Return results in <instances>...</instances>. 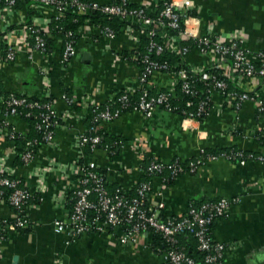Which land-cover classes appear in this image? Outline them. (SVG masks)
I'll use <instances>...</instances> for the list:
<instances>
[{"label":"crops","instance_id":"0c3cea01","mask_svg":"<svg viewBox=\"0 0 264 264\" xmlns=\"http://www.w3.org/2000/svg\"><path fill=\"white\" fill-rule=\"evenodd\" d=\"M111 4L116 0H90ZM164 0H129L135 8L156 14ZM189 13L201 36H226L239 31L249 55L264 53V0H190ZM1 8V6H0ZM54 18L50 10L35 11L24 1L11 12L0 9V162L2 171L21 180L29 191H41L42 202L25 211L32 223L30 233L9 232L0 242V264H163L161 255L149 247L150 237L139 234L135 242L120 243L122 228L112 233L82 235L72 238L56 234L53 222L64 220L69 213L68 199L77 187L79 160L91 161L105 171L106 183L130 192L145 178L140 166L150 160L169 164L186 163L199 158L204 150L236 148L264 155V115L256 111L254 101L235 109L219 93L212 92L210 108L202 121L155 110L150 118L140 113H124L118 119L103 123L99 129L109 138L121 141L118 153L110 158L97 148L86 154L76 138L87 129L86 110L82 106L102 105L121 91L137 92L139 66L124 57L133 55L146 41L147 29L134 21L124 22L114 39L100 36L101 23L84 24L75 32L76 53L61 63L63 38L51 33ZM34 26L52 39L41 54L31 47L26 33ZM170 32L160 31L159 41L166 53L177 55L180 41ZM17 49L13 62L2 59L7 46ZM191 69L206 71L211 67L227 69L226 62L215 55H201L194 46L183 56ZM177 77L172 73H155L148 82L152 92L175 96ZM235 88L264 101V80L235 78ZM64 91L76 100L77 111L62 99ZM14 94L52 98V109L61 123L55 129L51 144L41 143L28 165L13 167L15 145L9 140V129L16 134L29 132L20 116H5L2 99ZM85 103V104H84ZM70 113V115H69ZM7 128L1 131L2 123ZM1 165V164H0ZM152 191L148 207L165 219L181 218L192 200L238 198L228 215L213 225L212 237L226 246L224 264H264V164L232 163L224 159L209 161L194 175L184 174L172 185L164 186L159 176L151 177ZM158 206H161L158 208ZM14 218L5 202L0 203V220Z\"/></svg>","mask_w":264,"mask_h":264},{"label":"built area","instance_id":"2783aa9c","mask_svg":"<svg viewBox=\"0 0 264 264\" xmlns=\"http://www.w3.org/2000/svg\"><path fill=\"white\" fill-rule=\"evenodd\" d=\"M24 1L30 5L35 11L50 10L53 13L54 20L59 19L66 12H72L77 14H87L90 11L99 12L107 19L119 18L123 22L134 21L138 25L147 29L146 38L148 40V51L153 52L156 55H160L165 51L164 45L159 41L160 31L170 32L169 34L179 40L180 42L192 43V46L196 47L201 55H215L223 59L227 64V69H220L216 66L209 68L208 70H218L221 72V76L211 75L204 76L205 71L191 69L189 66L186 68L172 73L177 77V83H181V90L185 94L195 96L196 92L191 87L190 78L201 76V79L206 81L208 92L219 93L226 101L230 102L235 109H239L240 106L246 101H254L256 103V111L260 115H264V101L256 100L255 96L245 91L237 89L238 93L226 92V80L234 82L235 78H249V79H261L264 80V53H258L254 56L244 48V36L241 32L236 31L226 36L213 37L211 33L205 36H201L198 32L197 25L189 13V9L193 7L190 0H164L162 3V9L158 15L153 18L147 15L143 8H130L128 7L129 0H120L119 4H101L98 2H85L82 0H0L1 10L6 12L13 11L17 4ZM28 37L32 41L31 47L34 51L41 54L46 51V40L40 31L34 26H28L26 29ZM63 37V51L61 55V63L66 65L76 53V43L72 37L75 33L71 31H62ZM100 36L105 39H114L116 34L110 28H104L100 31ZM192 46H181L177 51V55L185 56ZM17 55L16 47L11 45L7 46L6 53L3 56L4 62L11 63L15 60ZM139 58H142L141 63L143 69L139 73V89L140 97L134 104L128 100V95L133 92L125 91L127 95L115 94L112 98L106 102L109 105L119 104L117 109H112L110 106H106L104 109L96 111L100 105L90 104L89 106H82L87 111L89 108L94 109L95 113L92 117V124L95 125L90 129H85L76 138V142L83 149L88 147L89 151L94 152L100 143V137L96 135H90V133L100 127L103 123H110L118 119L124 113H140L146 118H150L153 112L157 109L168 111V96L170 93L158 92L156 96H150L148 89V82L151 76L155 73L163 72L169 73L170 68L166 63H158L148 56L140 57L136 53L129 57H124V60H130L136 62ZM256 64H259V68H256ZM168 94V96H167ZM171 96V95H170ZM45 98V97H39ZM62 99L71 109L70 113L74 114L73 108L76 100L72 97H67L62 94ZM85 104V103H84ZM205 102H200L198 109L195 113H187L185 116H181L185 120L199 121V117L205 112ZM79 106V105H78ZM192 102L189 101L186 107H191ZM2 107L5 116H19L17 108L20 107H33L41 108L38 102L29 104L25 97H14L11 94L8 98L2 99ZM44 112L40 114L39 127L43 130L42 143L51 144L55 129L59 126V117L56 116L52 109V102L42 106ZM69 113V115H70ZM7 128V122L2 123L1 131ZM12 131V130H11ZM9 131V138L13 137V131ZM33 144L27 142V148L21 155V160L26 166L34 159L35 153L29 150L28 147ZM242 154L237 153L230 156H221L219 158L209 157L204 163L209 161H216L218 159H224L232 161L236 159L239 163H245L241 161ZM251 158V157H250ZM256 162L264 164V156L256 158ZM79 163V162H78ZM198 159L197 164H200ZM0 174H9L6 171H2L3 163L0 162ZM177 164V163H176ZM164 164L161 162H150L145 168L140 166L143 173L148 174L150 177H156L160 175L165 169H168L173 176H176L182 171L181 167L177 164ZM196 164V165H197ZM100 168L91 161H82L77 166V187L74 191V205L73 210L64 220H56L53 222V231L56 234L67 233L70 237L75 238L82 235L90 234H103L107 233L109 229L122 228L123 232L120 236V243L126 245L128 243L135 242V238L139 234H147L149 230L154 231L162 235L170 243L178 234H185L188 231L194 229L195 236L198 239L199 249L202 251H212L206 256L207 264H224V253L226 246L221 243H215L212 245L209 239L206 237L207 225L212 221H217L225 218L228 215L231 205L238 203V198L226 199L221 198L213 203H206L200 208H195L189 205L187 212L178 221L169 219L162 221L159 218V213L156 209L148 207L147 210L143 208L142 198H146L152 191V187L149 183H139L136 185L137 197L128 199L129 192L120 189L122 195L111 198L106 190L103 188V179L98 174ZM196 171L194 165H190L189 173ZM0 186H5L12 189V193L9 196L8 205L18 211L19 216L14 220V226H9V232L14 230V227L26 228L32 223L25 216L27 208V201L33 197L34 194L40 195L42 201L41 191L36 189L33 192L29 190H19L16 188L17 182L11 181L7 178L0 179ZM95 195V201H92L91 196ZM5 202L0 194V203ZM161 206H158L160 208ZM97 210L96 217L89 216L88 211ZM101 213L104 216H101ZM7 220H2L0 224L3 226L8 225ZM124 223L131 225L129 231H125ZM4 227H0V242L4 241L2 233ZM164 262L170 264H195L189 259L185 253L178 251H168L161 255Z\"/></svg>","mask_w":264,"mask_h":264},{"label":"trees","instance_id":"16d2710c","mask_svg":"<svg viewBox=\"0 0 264 264\" xmlns=\"http://www.w3.org/2000/svg\"><path fill=\"white\" fill-rule=\"evenodd\" d=\"M85 2H89L90 0H82ZM120 0H116L115 2H113V4H119ZM18 5V4H17ZM1 6V5H0ZM128 7L130 8H135L132 7L131 5H128ZM162 9V5L157 9V13L156 14H149L146 9H144V11L147 13L148 16L155 18L159 11ZM86 19L90 20V23H101L100 28L104 29V28H110L115 34L119 31L120 27L123 25V21L120 20L119 18H111V19H107L105 16L101 15V13L99 12H94V11H90L87 14H77V13H72V12H66L63 16H61L59 19L57 20H53L52 25L50 27V31L51 33L55 34V35H60L62 38L64 37V33H62V31H71L73 33H75L85 22ZM41 35L44 36V34L42 32H40ZM45 38V37H44ZM77 36L74 35L72 37V39H74L75 43L77 40ZM46 40V50L50 44V41L52 39H47ZM32 44V41H31ZM181 46H192V43L190 41L188 42H181L180 43ZM148 40L143 41L142 44L140 45L139 50H137L135 53L137 55H139L140 57H144V56H148L149 59L158 62V63H166L169 68H170V72L169 73H176L177 71L186 68L185 63L183 61V58L175 55V54H170V53H166V51H163V53H161L160 55H156L153 52H149L148 51ZM142 58H139L138 60H136V64L139 66L140 72L143 69V64L141 63ZM256 68H259V64L255 65ZM204 76H211V75H218L221 76V72L218 70H206L205 73L203 74ZM201 76H197V77H192L190 78V84L191 87L193 89V91L196 92L195 96H191L188 94H185L184 92H182L181 90V83L178 82L175 85V96H168V102L166 103L168 105V111L167 112H171L174 114H177L179 116H185L187 113H195L198 109V105L200 102H205V112L199 117V122H202L207 114H208V110L210 108L211 102H210V93L208 92L207 86H206V81H204L203 79H201ZM226 92H233V93H238L237 88H235L234 84L229 81L226 80ZM158 93V92H157ZM156 92H152L150 91L149 94L150 96L154 97L157 95ZM161 93L166 94L167 92L162 91ZM67 97H69V94H67L65 91L64 93ZM128 93H125V91H121L119 93H117V95L121 96V95H127ZM11 94H7L4 95V99L8 98ZM14 95V94H13ZM14 97H25L27 99V101L29 102V104L34 103V102H38L39 105H41V108H33V107H20L17 108V112L20 116V118L22 120H24L25 122H27L28 126H29V132L26 135L23 134H16L13 133V137L9 140H11L14 145H15V153L16 156L12 162L13 167H21L23 164V161L21 160V155L25 152L26 148H27V142H32L33 144L30 145L29 150H31L33 153H36L37 148L39 145H41L42 143V137H43V130L39 127L40 124V114L42 112H44V109L42 108L43 105L53 102L52 98H39V97H28V96H21V95H14ZM140 97V92L137 91L133 94H130V96L128 95V100H130L133 104L135 102H137V100ZM191 101L192 102V106L191 107H186L187 102ZM106 106H110L112 109H117L119 107V104H114V105H109L108 102H105L104 104L100 105L98 109H96V111L102 110L104 109ZM75 111H77L79 109L78 105H75L73 108ZM95 110L92 108H89L86 112V122H87V129H90L92 127H94L95 125L92 124V117L94 115ZM59 123H61V121H59ZM8 131H11V129H9ZM12 132V131H11ZM90 135H96L98 137H100V143L98 145V148H103L104 150L107 151V154L110 158H113L114 156L117 155L118 153V149L122 146L123 143H121V141L117 140V139H112L109 138L106 134H104L99 127L95 130H93ZM262 143L264 146V139H262ZM84 151L86 152V154H90L91 152L89 151L88 147L85 146L84 147ZM237 153H241L242 157L240 158L242 162H256V158L259 156H264V155H260L258 153L255 152H251V151H245V150H240V149H236V148H230V149H221V150H214V151H209V150H204V152L199 156V158L196 159H192L186 163H182L178 160H174L171 163L172 164H178L182 171L180 173H178L176 176H173L171 174V172L168 169H165L160 175H158L159 177H161L163 179V184L164 186H170L173 184L174 180L184 174H190V175H194L197 170L203 166V163L209 158V157H216L219 158L221 156H230V155H235ZM251 157V158H250ZM198 159H200V164H197ZM154 161V160H153ZM152 160H150L148 163H146L145 165H142L143 168H145L150 162H153ZM155 162H159V161H155ZM232 163H239V161L236 159H232V161H230ZM81 164V160H79L78 165ZM176 164V165H177ZM194 165L196 171L194 173H189L190 171V165ZM197 164V165H196ZM98 174L100 175V177L103 179V188L106 190V192L108 193L109 196H111V198H114L115 196H120L122 195L120 193V189L118 187H114L111 185H108L106 183V177H105V171L99 169L98 170ZM2 178H7L11 181H15L17 182V186L16 188L19 190H23L25 191L26 189L24 188V186L22 185V181L21 180H17L14 179L12 176H8L5 174H0V179ZM151 177L147 174H145V178L143 181H141L140 183H149L151 185ZM12 189L7 188L5 186H0V194L2 199L5 200V203L8 204V198L12 193ZM74 192L72 194H70L69 199L67 201L68 203V208H69V213L70 214L73 210V205H74ZM148 196V195H147ZM137 197V191H136V187H134L128 195V199ZM92 201H95L96 196L92 195L91 196ZM216 200H192L190 202L189 205H191L192 207L195 208H200L201 206H203L206 203H213ZM142 203H143V208L145 210L148 209V203H147V197L146 198H142L141 199ZM42 201L40 200V195L39 194H34L32 198H30L27 201V206H37L41 203ZM9 207L13 210L14 212V218L7 220L8 225L3 226L2 224H0V227H4V231L2 233L3 236V240L6 241L8 240L10 234H9V226H14L13 224L15 223V218L17 216H19L18 211L15 210L13 207H11L9 205ZM189 207V206H188ZM88 214L90 217L94 218L97 215V210L92 209L88 211ZM101 216H104L103 213H101ZM159 218L162 221H167L169 219H165L163 217H161L159 215ZM180 218H175V221H178ZM171 220V219H170ZM2 222V220H0V223ZM216 221H212L211 223H209L207 225V232H206V237L209 239V242L212 245H215L216 241L213 239L212 237V230H213V225ZM125 226V231H129L131 225L124 223ZM33 229L32 224L29 225L26 228H19V227H14L13 232L15 234H26V233H30ZM129 229V230H128ZM112 229L108 230V234L112 233ZM123 232V230H122ZM148 237H150V244L149 247L151 249V251L153 253H155L156 255H163L165 253H167L168 251H178V252H182L185 253V255L191 259L195 264H207L205 259L206 256L212 251V249H210L209 251H202L199 249V243H198V239L195 236L194 233V229L192 231H188L185 234H178L174 237L173 242L170 243L169 241H167L162 235L155 233L154 231L149 230L148 232ZM163 264H170L169 262H164Z\"/></svg>","mask_w":264,"mask_h":264}]
</instances>
